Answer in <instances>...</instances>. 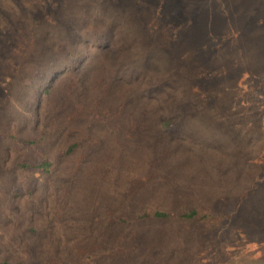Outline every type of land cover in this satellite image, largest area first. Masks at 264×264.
<instances>
[{"label":"rangeland","instance_id":"rangeland-1","mask_svg":"<svg viewBox=\"0 0 264 264\" xmlns=\"http://www.w3.org/2000/svg\"><path fill=\"white\" fill-rule=\"evenodd\" d=\"M120 1L0 0V131L5 129L0 133V147L5 139L9 141L4 149L7 161L0 165V207L13 191L2 186L4 183L13 176L16 185L27 181L12 166L11 152H17L21 160L37 161L43 144L53 157L56 150L84 135L89 143H96V133L104 139L91 144L97 157L124 148L123 160L117 165L123 179L124 174L130 176L125 179V202H137L136 207L132 205L135 209L149 201L145 193H151V197L161 195L175 206L208 201L224 213L236 199L230 174L239 181L247 180L245 175L251 173L264 175V0H135L132 20L123 22L122 28L136 33L142 26L148 33L144 73L138 72L139 77L132 81L125 68H117V74L128 80L114 82L108 89L103 87L102 68L103 73L101 69L100 74L87 75L85 81L91 86L87 92L85 84L77 85L74 77L60 83L50 90L48 102L41 101L42 113L48 111L45 131L52 132V140L48 142L47 137L28 145L16 141L18 136L37 137L27 128L23 112L27 110L19 108L9 116L7 107L17 88L20 95L34 97L40 68L35 66L32 72L29 68L45 46L38 39L55 36L53 26L70 21L75 10L72 6L78 3L97 4L80 8L78 22L90 21L95 12L99 20L111 23L116 33L120 23L105 20L100 10L104 4L117 6ZM136 45L132 46L134 57L143 46ZM137 60H133L135 65ZM22 77L26 85L20 88ZM126 89V97L142 93V102L128 99L115 108L110 106L109 100L116 103V96ZM95 92L103 100L99 96L96 105H88ZM148 94L152 100L145 97ZM18 111L22 117L16 115ZM153 111L161 116L182 112L178 125L171 129L169 145V134L156 133ZM36 129L40 130V122ZM79 155L76 147L60 167L74 164ZM20 198L27 199L24 193ZM84 218L81 214L68 221L75 233L78 224L84 225ZM226 221L231 222L228 217ZM243 226L247 232L230 231L229 224L212 221L186 234L189 240L177 261L172 262L176 251L167 255L164 249H151L150 244L139 259L166 257V264H237L240 260L239 264H246L244 260L251 257L264 259V245L260 244L264 231L253 228L264 225L251 221ZM231 234H236L234 242Z\"/></svg>","mask_w":264,"mask_h":264},{"label":"trees","instance_id":"trees-1","mask_svg":"<svg viewBox=\"0 0 264 264\" xmlns=\"http://www.w3.org/2000/svg\"><path fill=\"white\" fill-rule=\"evenodd\" d=\"M86 6L97 7V4L73 5L75 10L71 13L72 19L59 21L53 26L55 36L45 35L38 39V43L44 42L45 46L41 47L29 68L30 72L35 70V66L40 68L36 76L34 97L20 95L17 88L7 107L9 116H14L19 108L20 111L26 109L27 112H23L27 128L32 132L31 135L37 137L23 138L9 134L16 137V141L28 145L44 142L47 137L48 142L52 140V132L45 131L44 121L48 111L42 113L41 101L48 102L50 90L60 83L69 82L74 77L77 85L81 83L84 87L85 84L87 92L91 86L90 82L86 83V77L96 71L100 74L104 68L103 87L107 85L109 89L114 82L124 83L130 78L133 81L139 77L138 72L144 73L146 70L142 69V65L148 47L147 31L142 26L136 33L131 29L122 28L123 22L132 20L131 12L137 2L122 0L117 6L104 4L100 12L105 16V20L120 23V29L116 33L113 25L99 20L95 12L90 21L78 22L80 15L77 12ZM77 24L80 26H76ZM69 29L73 31L70 32ZM37 32L41 34L39 29ZM61 44L64 47L61 48ZM133 44L143 45L136 57L133 55ZM134 58L138 59L137 65L133 62ZM121 67L125 68L131 77H120L117 68ZM33 76L31 75V78ZM22 82L20 88L26 85L23 77ZM20 84L19 80L18 86ZM129 89H126L123 95L118 93L116 103L110 99V106L114 104L115 108L128 99L135 103L142 102V93H139L140 96L133 94L126 97ZM99 96L102 95L92 93L93 99L88 105H96L95 100ZM145 97L152 100L149 94ZM16 115L22 117L19 111ZM152 115L156 120V133L169 134V145L171 129L178 125L182 112L161 116L153 111ZM39 122L40 130L37 131L36 124ZM3 130L5 132L4 128L1 129ZM96 137L97 142L93 144L87 141L85 135L68 142L65 147L56 150L53 157L43 144L36 157L37 161L21 160L17 152H11L9 158L12 166L20 170L22 177L27 181L16 185V178L13 176L11 183L2 185L13 191L12 195H7L11 197L7 204L0 207V264H166V257L150 255L143 260L139 259V255L146 251L145 245L150 244L151 249H164L167 255L176 251L172 260L175 262L176 258L181 257L180 249L184 248L185 242L189 240L186 234L197 226L212 221L229 224L230 231L237 228L247 232L243 226L245 222L259 221L264 225V175L254 173L247 177L245 175V181L236 180L234 175L230 174L234 179L231 188L237 200L235 199L233 205H229L228 211L224 213L216 211L208 201L196 200L175 206L161 195L151 197V193H145L149 201H145L137 209V202H133V208L129 201L125 202L128 195V183L125 179L130 176L124 174L123 179L117 165V161L123 160L124 148L97 157L91 144L97 145L104 139L97 133ZM5 141L0 147L1 166L7 161L4 149L9 141ZM12 144L15 146V143ZM114 145V142L110 144ZM76 147L80 150L77 161L72 165L60 167V162L66 160ZM173 151H176L174 147ZM34 171L38 172L35 176ZM158 176L157 174L156 177ZM23 193L27 199L21 201ZM165 195L166 193L162 194ZM81 214L85 215V222L84 225H77L79 232L75 233L68 221ZM227 217L230 223L226 221ZM253 228L264 231V228ZM147 235L152 238L147 240ZM233 235L236 234H231L230 238L234 242ZM260 244L264 245V233ZM250 259L244 260L247 261L246 264H264V259Z\"/></svg>","mask_w":264,"mask_h":264}]
</instances>
